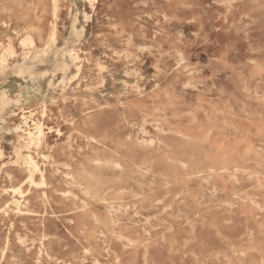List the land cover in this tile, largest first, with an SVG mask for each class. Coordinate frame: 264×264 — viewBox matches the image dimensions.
Instances as JSON below:
<instances>
[{"label":"rangeland","instance_id":"374dc122","mask_svg":"<svg viewBox=\"0 0 264 264\" xmlns=\"http://www.w3.org/2000/svg\"><path fill=\"white\" fill-rule=\"evenodd\" d=\"M0 264H264V0H0Z\"/></svg>","mask_w":264,"mask_h":264},{"label":"bare ground","instance_id":"6f19581e","mask_svg":"<svg viewBox=\"0 0 264 264\" xmlns=\"http://www.w3.org/2000/svg\"><path fill=\"white\" fill-rule=\"evenodd\" d=\"M27 38V37H26ZM29 54V53H28ZM74 63V62H73ZM15 66V65H14ZM50 83V82H49ZM49 85V84H48ZM47 85V86H48ZM48 88V87H47ZM45 90H47V89H45ZM63 90V89H62ZM39 92V91H38ZM47 92V91H46ZM60 92H62V91H60ZM35 93V92H34ZM45 94V93H44ZM3 96H4V94H2ZM19 98V97H18ZM15 105V104H14ZM17 141V140H16ZM18 142V141H17ZM93 142V141H92ZM94 143V142H93ZM96 144V143H95ZM37 240H38V238H37ZM40 244V243H39ZM89 252V251H88Z\"/></svg>","mask_w":264,"mask_h":264}]
</instances>
